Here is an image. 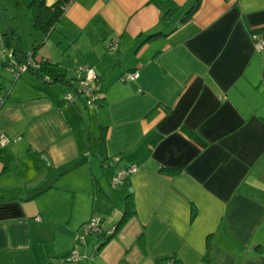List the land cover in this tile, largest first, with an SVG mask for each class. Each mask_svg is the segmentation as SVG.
Here are the masks:
<instances>
[{
    "label": "crops",
    "instance_id": "1",
    "mask_svg": "<svg viewBox=\"0 0 264 264\" xmlns=\"http://www.w3.org/2000/svg\"><path fill=\"white\" fill-rule=\"evenodd\" d=\"M196 1L71 0L47 33L30 16L28 45L1 9L0 264H264V0L185 16ZM11 30L48 80L90 67L100 100L12 78ZM127 195L113 234L79 239L94 215L110 232Z\"/></svg>",
    "mask_w": 264,
    "mask_h": 264
},
{
    "label": "trees",
    "instance_id": "2",
    "mask_svg": "<svg viewBox=\"0 0 264 264\" xmlns=\"http://www.w3.org/2000/svg\"><path fill=\"white\" fill-rule=\"evenodd\" d=\"M71 0H56L55 2H53L50 6H46L44 3V0H30L29 4H28V8L31 10V16H32V25L38 27L43 33H47L52 26L55 24V22L57 21L58 17L61 15V13L63 12V10L65 9L66 5L70 2ZM198 0L190 7V9L185 13V16H188L197 6ZM10 34H13V31H7L5 33H3L2 35L5 37V42L4 46L6 47L7 50H9L11 52V55L14 59V62L16 64H21L25 61V59L30 56L33 58V53H34V48H32L30 51H25L23 49V47L21 46L17 36L16 38H10ZM13 39V40H10ZM36 60V59H34ZM38 61V68H33V67H29L26 71L32 72L36 78L38 79V81L45 83L46 85H49L50 82H54V81H58L59 85H60V91H61V98L62 95L65 93H71L73 98L70 102H65L64 99L62 98V100L65 103H71L73 102L76 98H81V99H85V101H89L91 103H96L98 102L100 99L99 94H98V88L95 86V81H96V76L95 79L93 81V94L96 96V98L94 100H89L85 97H81L80 93V89L79 86L77 85V79H71V80H66V79H62L59 77H56L55 79L48 80L45 75H43L41 73V71L43 70L44 67V61L42 60H36ZM4 67H7L11 73L12 70H15L14 66L9 65V61L6 60V62L3 65ZM130 71V70H129ZM129 71H124L125 72H129ZM121 73L119 75V77L123 74ZM13 74V73H12ZM20 75V74H19ZM18 75V76H19ZM15 79L17 77L13 76ZM118 77V80H119ZM4 100V96L0 95V105L3 103ZM132 163H129L128 165H131ZM127 165V166H128ZM126 167V166H124ZM133 212V203L131 200L130 195H127L124 199V205H123V211L121 216L119 217L118 221L116 222L114 227H111L112 229H110V232L107 231L105 232L106 234L110 235L113 234L114 231L118 228V226H120L128 216L131 215V213ZM100 234V233H99ZM205 260V258H203V261Z\"/></svg>",
    "mask_w": 264,
    "mask_h": 264
},
{
    "label": "built area",
    "instance_id": "3",
    "mask_svg": "<svg viewBox=\"0 0 264 264\" xmlns=\"http://www.w3.org/2000/svg\"><path fill=\"white\" fill-rule=\"evenodd\" d=\"M0 42H2L1 37H0ZM115 46H116V43L114 39L110 40L107 45L109 49H114ZM7 55H8L7 60L9 61V65L15 67V70H12L13 76L15 77H17L20 73L25 72L29 67H33L35 69L38 68V64H39L38 61L34 60L30 56H28L23 63L16 64L14 62V59L10 51L7 52ZM80 70L84 72V76L76 78L77 85L79 86V89H80L79 94L81 95V97L83 96L92 101L96 98V96L92 92L93 90L92 84L95 79V75L93 73V70L90 67H80L78 71ZM137 76H138L137 71L125 72L119 77V81L135 80ZM62 98L64 99L65 102H70L73 96L71 93L68 92V93L63 94ZM7 142H8V138L0 134V144H5ZM113 160L115 161L117 160V158H113ZM135 170H136V166L134 164L128 165L126 167L118 168V170L116 171V173L110 180L111 186L112 187L117 186L126 175L134 172ZM35 219H38V217H36ZM80 229L82 231L81 235L79 236L80 240H82V237L86 234L100 233L102 231L101 218L96 215L92 216L89 220H87L86 222L82 224ZM70 259L72 260L77 259V254L75 252L72 253V256L70 257ZM165 264H171V261L168 260Z\"/></svg>",
    "mask_w": 264,
    "mask_h": 264
},
{
    "label": "rangeland",
    "instance_id": "4",
    "mask_svg": "<svg viewBox=\"0 0 264 264\" xmlns=\"http://www.w3.org/2000/svg\"><path fill=\"white\" fill-rule=\"evenodd\" d=\"M17 1H18V5L16 6L15 3ZM29 2L30 0H0V11L2 9V13L4 14L5 18L10 20V24L12 25V28L19 33L21 39L25 41L27 45L30 44L31 41L34 42L35 44V41H33V39L30 36L33 33V29L30 27V21H29L30 16L32 14L31 10L27 7ZM10 15L15 17L14 18L15 21L10 19ZM4 29L5 28L1 23L0 31L2 32ZM28 48H30V45L28 46ZM2 55H3V59L4 58L8 59L6 53H2ZM24 77H27V74H24ZM12 78H14L13 75ZM12 78L8 76L6 78L7 82L8 80L12 81ZM100 233H105L104 228H102V231Z\"/></svg>",
    "mask_w": 264,
    "mask_h": 264
}]
</instances>
